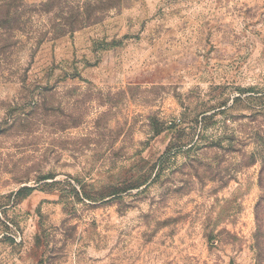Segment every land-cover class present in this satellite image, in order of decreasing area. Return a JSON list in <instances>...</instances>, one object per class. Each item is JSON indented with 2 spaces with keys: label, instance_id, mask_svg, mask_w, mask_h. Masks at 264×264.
Masks as SVG:
<instances>
[{
  "label": "rangeland",
  "instance_id": "rangeland-1",
  "mask_svg": "<svg viewBox=\"0 0 264 264\" xmlns=\"http://www.w3.org/2000/svg\"><path fill=\"white\" fill-rule=\"evenodd\" d=\"M47 1L0 0V264H264V0Z\"/></svg>",
  "mask_w": 264,
  "mask_h": 264
},
{
  "label": "trees",
  "instance_id": "trees-1",
  "mask_svg": "<svg viewBox=\"0 0 264 264\" xmlns=\"http://www.w3.org/2000/svg\"><path fill=\"white\" fill-rule=\"evenodd\" d=\"M85 4L87 5V7H92L93 5L92 2H90L89 0H87ZM58 5H59L58 0H48L45 4L41 5L39 10L41 13H50L51 11H57L56 16L51 25L52 32H54L53 35L54 37H57L59 35L61 36L66 30L73 31L74 29L81 28L90 22L88 13H87V17L80 14V18L79 15L77 17L70 16L68 18L62 19L61 22H57L60 19L58 17V14L60 15L59 11H61L59 10L60 8L58 7ZM70 9L71 12L74 11V8L70 7ZM87 11H91V9H87Z\"/></svg>",
  "mask_w": 264,
  "mask_h": 264
}]
</instances>
